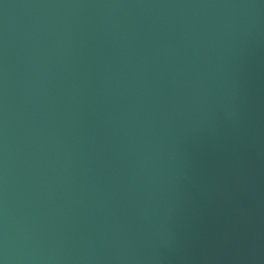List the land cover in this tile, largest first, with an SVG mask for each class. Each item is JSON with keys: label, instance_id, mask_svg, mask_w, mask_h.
Returning <instances> with one entry per match:
<instances>
[{"label": "water", "instance_id": "water-1", "mask_svg": "<svg viewBox=\"0 0 264 264\" xmlns=\"http://www.w3.org/2000/svg\"><path fill=\"white\" fill-rule=\"evenodd\" d=\"M0 264H264V0H0Z\"/></svg>", "mask_w": 264, "mask_h": 264}]
</instances>
